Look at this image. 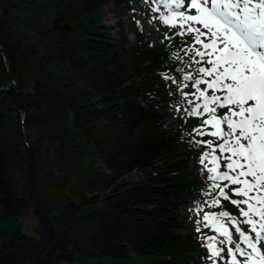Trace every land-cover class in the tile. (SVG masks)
I'll return each instance as SVG.
<instances>
[{
	"label": "trees",
	"instance_id": "trees-1",
	"mask_svg": "<svg viewBox=\"0 0 264 264\" xmlns=\"http://www.w3.org/2000/svg\"><path fill=\"white\" fill-rule=\"evenodd\" d=\"M134 1L0 0V217L38 218V236L0 233V264H75L78 254L84 264H202L196 254L207 255L197 227L215 233L192 211L207 173L187 136L200 120L167 125L176 98L159 75L192 38L164 26L161 46L146 43L148 5ZM111 5L115 26L103 15Z\"/></svg>",
	"mask_w": 264,
	"mask_h": 264
},
{
	"label": "snow or ice",
	"instance_id": "snow-or-ice-1",
	"mask_svg": "<svg viewBox=\"0 0 264 264\" xmlns=\"http://www.w3.org/2000/svg\"><path fill=\"white\" fill-rule=\"evenodd\" d=\"M144 3L151 19L179 29L174 36L192 38L170 53L177 67L164 65L159 75L168 95L178 97L181 118L200 120L187 136L207 173L206 199L192 211L203 213L197 224L215 233L197 227L207 252L202 264H264V0Z\"/></svg>",
	"mask_w": 264,
	"mask_h": 264
},
{
	"label": "rangeland",
	"instance_id": "rangeland-1",
	"mask_svg": "<svg viewBox=\"0 0 264 264\" xmlns=\"http://www.w3.org/2000/svg\"><path fill=\"white\" fill-rule=\"evenodd\" d=\"M144 3V0H136L133 2L132 6L135 8L140 7V5ZM111 6H106L103 15L105 18V22L107 24L116 25L117 18L115 17V14L112 12ZM194 14V13H192ZM154 15V13H151L150 11H146L141 15V20H142V25L144 27V34H145V41L148 44H153L154 46H161L163 43V27L159 21L151 19V17ZM124 20L126 21V25L131 24V18L130 15L127 14L124 17ZM116 35V33H115ZM130 39L133 43H136L137 37L134 34H130ZM203 87V86H202ZM176 100L178 97H175ZM189 118H197V117H188L184 116L181 118V114L176 111V108L171 109L168 111V113L165 115V121L168 126H179L189 120ZM199 139H201L199 137ZM203 139H210V137H203ZM232 199H237L238 197L232 196ZM37 226H38V218L34 215H25L21 216L20 218H5V217H0V233L1 232H6L9 230L13 229H18L20 228L23 232L33 235V236H38V231H37ZM197 260L201 261L202 254H197L195 256ZM156 258L154 254H149L146 256V261H151L155 262ZM88 260L81 256L80 254L77 255V258L75 259L74 263L75 264H84ZM63 264H72V263H63ZM108 264H124V263H108Z\"/></svg>",
	"mask_w": 264,
	"mask_h": 264
},
{
	"label": "water",
	"instance_id": "water-1",
	"mask_svg": "<svg viewBox=\"0 0 264 264\" xmlns=\"http://www.w3.org/2000/svg\"><path fill=\"white\" fill-rule=\"evenodd\" d=\"M19 103H20V107L22 108L23 106H22V104H21V101L19 100ZM32 195H33V193H32ZM34 196V195H33ZM34 198V202H35V204H36V206H37V208H38V210H39V214H40V220L45 224V225H47L46 224V222H45V219H44V217H43V215H42V212H41V207H40V205H39V203L37 202V200L35 199V197H33Z\"/></svg>",
	"mask_w": 264,
	"mask_h": 264
}]
</instances>
